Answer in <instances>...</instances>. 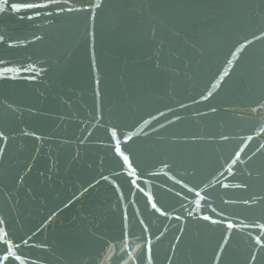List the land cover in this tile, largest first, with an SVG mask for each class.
Segmentation results:
<instances>
[{
    "label": "water",
    "instance_id": "obj_1",
    "mask_svg": "<svg viewBox=\"0 0 264 264\" xmlns=\"http://www.w3.org/2000/svg\"><path fill=\"white\" fill-rule=\"evenodd\" d=\"M0 249L264 264V0L0 11Z\"/></svg>",
    "mask_w": 264,
    "mask_h": 264
},
{
    "label": "snow or ice",
    "instance_id": "obj_2",
    "mask_svg": "<svg viewBox=\"0 0 264 264\" xmlns=\"http://www.w3.org/2000/svg\"><path fill=\"white\" fill-rule=\"evenodd\" d=\"M8 0H4V3L0 4V11H11L14 13H19L22 10L26 9H41V8H47L50 3L54 2V0H14V2L11 3V7L7 8L5 5L7 4ZM96 7H99L100 5H95ZM71 10V9H70ZM45 13L42 12H33L28 15V18H33L35 16L44 15ZM119 151V149H117ZM239 153H237V156ZM244 203H248V201H244ZM205 219H208V217H205ZM229 228L232 227L231 224L228 225ZM3 249H0L2 251ZM7 253L9 256H14L16 260H20V256L13 253L12 248L9 247L7 249ZM7 259V257H5ZM22 264V262H21Z\"/></svg>",
    "mask_w": 264,
    "mask_h": 264
}]
</instances>
